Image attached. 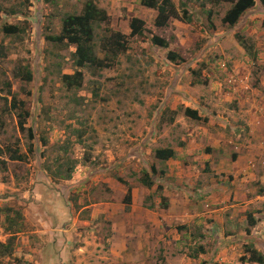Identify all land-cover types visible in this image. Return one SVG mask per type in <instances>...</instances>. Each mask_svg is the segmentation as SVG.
<instances>
[{
    "label": "rangeland",
    "instance_id": "obj_1",
    "mask_svg": "<svg viewBox=\"0 0 264 264\" xmlns=\"http://www.w3.org/2000/svg\"><path fill=\"white\" fill-rule=\"evenodd\" d=\"M85 1L0 0V264H112L108 254L114 245L117 254L126 246L117 264H256L240 258L247 244L264 256V202L248 207L259 221L247 234L246 215L240 213L244 204L231 196L236 179L246 177L229 167L238 146L228 149L231 161L212 167L204 159L212 154V142L206 145L197 133L202 127L210 134L220 128L222 140L248 145L243 126L252 122L254 104L263 99L264 106V12L254 7L227 30L223 18L229 3H204L201 8L204 0H172L180 15V3H186L192 21L170 19L154 30L169 43L168 49L128 38V49L114 58L110 69L93 75L89 69L79 70L80 88L68 90L61 76L76 71L71 55L75 49H59L46 36L57 35L61 18L79 14ZM95 1L110 17L108 27L126 36L132 17L152 27L157 13L140 0ZM11 9L18 14L9 15ZM4 24L16 26L19 33L5 35ZM105 28L102 24L97 30L99 37ZM169 51L179 59L167 61ZM98 57L105 54L98 51ZM14 100L28 111L25 128L32 129L34 139L27 129L20 132ZM186 108L196 110L200 120L188 119ZM161 148L173 149L175 161L168 165L157 160L154 152ZM263 164L258 161L252 170H258L259 178L247 179L253 185L249 199L264 193ZM71 165L65 180L62 175ZM152 166L163 172L153 176L150 200L144 199L154 208L135 206L139 213L132 216V203L123 204L126 187L117 179L137 187L142 170ZM166 174L170 182L163 181ZM110 180L124 186V192L109 185ZM158 184L167 194H156ZM110 188L118 196L110 197ZM103 201L113 203L108 216L91 220L90 206ZM234 202L239 206L229 210ZM15 212L21 218L10 233L5 219ZM112 224L127 234H117L114 245ZM189 230H203L209 248L225 240L222 231L235 236L228 238L231 248L214 260L209 254L193 260L189 256L198 238L190 240Z\"/></svg>",
    "mask_w": 264,
    "mask_h": 264
},
{
    "label": "trees",
    "instance_id": "obj_2",
    "mask_svg": "<svg viewBox=\"0 0 264 264\" xmlns=\"http://www.w3.org/2000/svg\"><path fill=\"white\" fill-rule=\"evenodd\" d=\"M221 2L229 3L231 5L225 12L223 18V27H225L227 30H232L238 24L239 19L245 13H250L254 7H257V11L264 12V0H257V2L256 0H204L200 4V7L203 8L205 5L204 3H210V5H219ZM140 3L146 8L156 10L157 13L153 25L152 27H148L146 22L142 19L132 17L129 20L130 32L128 36L120 31H113L108 27L110 24V17L103 9L97 6L95 0H86L79 14H67L61 18V27L57 35L46 36V40L58 46L59 49H65L66 47L71 46H73L75 49L71 55L72 64L76 71L72 75L65 74L61 76L63 85L68 88V90L80 88L83 74L79 70L89 69L92 71L91 74L93 75L96 72L110 69L112 67L114 58L124 53L128 49V38L129 40L133 38H141L142 40H148L151 45L157 48L168 49L169 43L163 38L157 36L154 30L167 26L170 19H177L187 24H190L192 21L191 17L187 16L185 2L180 3L181 15L178 13L179 10L172 0H140ZM3 13L6 14L5 12ZM209 13L210 12H208V14ZM8 14L13 16L18 14V12L15 9H11ZM102 24H104L106 28L102 31V37H99L97 30H101ZM2 32L5 35L14 36L19 33V30L16 26L4 24ZM147 35H150V38H148ZM98 42L99 46L97 48L96 44ZM246 50L249 51L247 48ZM98 51L103 52L105 54V58L98 57ZM166 59L169 62H175L179 59V56L175 52L169 51L167 53ZM26 80L28 82L31 81V74L29 71L26 72ZM6 86L10 89L9 83H6ZM22 105V102L17 104L15 100L11 105L12 109H16L18 106L20 111L17 113V126L20 132H24L25 129H27L25 128V124L27 123V119L29 117L27 110H21L20 106ZM184 115L193 120H200L196 110L186 108L184 110ZM173 119L174 117L171 116L169 121L172 122ZM27 131L29 138L34 139L35 135L32 129L28 128ZM77 137L80 142L82 134H78ZM64 151L66 152V149H64ZM174 156V150L171 148H161L155 150L154 152V157L160 161H166L173 158ZM87 158L88 157L86 156V159ZM12 159L21 160V156L13 155ZM57 159L59 161L61 158ZM57 159L55 164L58 163V167L61 168L63 164L57 162ZM73 168L74 167L71 165L65 169L66 172L64 175H62L65 180L70 178ZM156 174L163 175V172L161 171L158 173L154 166L150 168V171L142 170L141 176L138 178V182L145 188L150 189L155 185L153 176ZM117 180L126 187V193L123 197V204L126 207H129L132 202L131 187L123 179L118 178ZM162 190L163 186L158 184L156 187V194H160ZM199 197L201 198V196H198V198ZM162 199V203L166 201V198H161V200ZM149 200V197L145 199V201ZM144 205H146L145 207L149 210L154 208L153 204L147 205L145 202ZM164 206L166 207V204ZM7 210L11 211V209ZM14 214L15 217L6 216L5 219V222H7L6 224L8 225L6 229L9 230L10 233H13L11 230L13 226H18L16 219L21 218L18 212H15ZM254 215V212H247L246 214L247 228L245 231L247 234H250L251 228L256 226L259 221ZM200 251H203V249ZM243 251L245 254H243L240 258V262L264 264V256L260 252L256 251L253 246L249 244L244 245ZM246 254H249V256L247 257ZM190 257L195 258L194 255H190Z\"/></svg>",
    "mask_w": 264,
    "mask_h": 264
},
{
    "label": "crops",
    "instance_id": "obj_3",
    "mask_svg": "<svg viewBox=\"0 0 264 264\" xmlns=\"http://www.w3.org/2000/svg\"><path fill=\"white\" fill-rule=\"evenodd\" d=\"M261 102H263V99L260 100L259 103L254 104V110H253V114L251 116L252 122L251 121L247 122V124H244L245 126H243L244 128L248 129V133H247L248 136H246V137H248L247 138V142H248L247 146L239 145V144L234 145V143L231 140H229V141L222 140L220 128H219V132L210 134L207 132V130L204 127H202V132L197 133L198 134L197 136H199V138H202L199 140H203L206 143V145H209V143L212 142V146H211V144L209 145L210 146L209 149H210V152H212V154L206 155L204 157V159H206L205 160L206 162L211 160L212 161L211 166L213 165L214 167H216V164H219V165L224 164L225 165L226 164L225 162H229L230 158H228L227 156L231 152H229L228 149H232L234 147L236 148V146H238L236 148L238 150L236 153L237 156L235 158V161L230 160L231 164L229 165V167L231 168L232 171H234L235 174H242V176H246L247 178L244 177V179H236V184L233 185L234 189L231 192V196L233 194V196L236 197V198L234 197L235 202H238V201L241 202L242 201V204H244V208L242 209L243 212H240V213H243L242 214L243 216H245L247 214V211H249V212L252 211V210L251 211L248 210L249 209L248 207L251 205V203H255V202L256 203L257 202L263 203L264 202V193H261L260 195L256 196L254 199H249L250 198L249 194H251L253 192L252 191L253 185H252L251 179H254V177L259 178V176H260L257 169L255 172H252L253 167H256V163L258 161L264 163V106L260 107ZM188 119H190V118L188 117ZM190 120H193V119H190ZM209 139H211L212 141H209ZM261 143H262V145H261ZM204 149L205 148H203L202 150H204ZM207 152L208 151H205V152L202 151L201 154H205ZM174 153L176 156V152H174ZM255 153H257V154H255ZM175 156L173 158L168 159V160L163 161V162L166 164H168V162L169 163L174 162ZM215 162H217V163H215ZM213 163H215V164H213ZM168 170L172 171L171 167H169ZM167 176H169V175L166 174V176L163 178V181L168 180V182H170V179ZM170 177H171V175H170ZM263 177H264V175H263ZM248 178H251V179L247 180ZM111 181L112 180H110L109 185L117 186V188H120V190H122L124 192V190H123V189H125L124 186H122L120 184L118 185L115 182L111 183ZM260 183L262 185H264V181L262 182V180H260ZM152 188L147 189L144 186H142L141 184H139V186H137V187L131 188V192H132V202L131 203H132V205L130 204L131 207L129 206L130 211H131V215L132 214L134 215L135 213H137V214L139 213L138 209H135V206H137V208H139L140 206L144 205V199L150 195ZM110 189H111L110 190V192H111L110 197H112L113 195L118 196L115 192H112V188H110ZM163 193H164V195L167 194V189L163 188L161 195ZM170 196H172V194ZM199 196H201V195H199ZM135 198H137V200H135ZM174 198H176V197H174ZM209 199H213V198H208V200ZM109 200H113V199H109ZM155 200L158 201L159 199L155 198ZM156 201H154V202L156 203ZM235 202H234V205H231L230 208H228L229 210H231L233 207L239 206V204L235 203ZM110 204H113V203H109L108 201H103V202H100L99 204L91 205L90 207L92 208V211H90L89 218L91 220H94L97 218H106V216H108L109 211L111 210ZM97 205H99V206H97ZM55 214H57L60 217L59 212H55ZM58 216H55L56 219L54 218L56 221L59 220ZM112 227L115 231V235L113 237H111L113 239L112 244L114 245V243L118 242V239H119L117 234H120L122 236L123 228H120V227L115 228L114 224H112ZM60 228L63 229L61 226H60ZM61 229H59V231H58L59 233L61 232ZM235 229H236V226H234V230ZM64 232H69V230H64ZM220 233L223 234V238L225 240H222V241L219 240L217 246L214 245V246L209 248L207 246V244H205L203 241V240H207V237L203 233V230L199 231L198 233L192 232L189 230L188 236H189L190 240H191V236H193V237L197 236L196 238H198L197 242L196 241L193 242V244L197 245L196 249L198 250V253H197L198 255H197V257L195 256V258H193V260H202L208 254L210 255V259L214 260L216 255H218L219 253H222V250H225V251L229 250L231 248V244H229V242H231L232 240H230L228 238H233L235 235H233L232 232L229 233V230L226 232V234H224L223 231ZM156 235H158V232H156ZM123 236H127V234L124 233ZM148 243H150V241H148ZM123 248H124V250H123V252H124L126 250V246L124 245ZM139 248H141V247L139 246ZM116 249H117V247L114 245V247L109 250L108 257H110L111 260L113 261L112 264H117L118 263V257L123 253L121 251L122 253L120 252L119 254H117ZM201 249H203V251H200ZM208 249H210V251H208ZM200 263H198V264H200ZM86 264H88L87 261H86ZM93 264H94V262H93ZM126 264H128V263H126Z\"/></svg>",
    "mask_w": 264,
    "mask_h": 264
},
{
    "label": "clouds",
    "instance_id": "obj_4",
    "mask_svg": "<svg viewBox=\"0 0 264 264\" xmlns=\"http://www.w3.org/2000/svg\"><path fill=\"white\" fill-rule=\"evenodd\" d=\"M195 249H196V248H195ZM192 252H193V254H191V255H194V256L197 257V255H198V254H197V253H198V250L196 249V250H193ZM189 257H190V256H189ZM190 258H191V257H190ZM192 259H193V258H192Z\"/></svg>",
    "mask_w": 264,
    "mask_h": 264
}]
</instances>
